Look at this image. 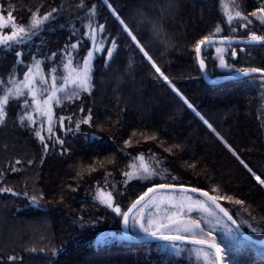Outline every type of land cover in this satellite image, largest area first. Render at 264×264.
I'll use <instances>...</instances> for the list:
<instances>
[{"label":"trees","instance_id":"trees-1","mask_svg":"<svg viewBox=\"0 0 264 264\" xmlns=\"http://www.w3.org/2000/svg\"><path fill=\"white\" fill-rule=\"evenodd\" d=\"M62 2L64 7L58 20L35 38L44 42L42 53H50L67 42L71 31L68 21L78 14L71 9L75 8L79 0H0V5L6 15L7 6L11 4L14 15L24 22L30 10L41 8L47 11ZM85 2L88 7L92 3L99 4L96 18L102 23L106 22L108 29L114 35L117 34L116 20L101 0ZM109 2L133 29L165 75L212 124L215 132L183 104L138 49L134 50L122 38L119 41L121 46L107 68L104 67L102 56L95 60L91 94H82L81 99L75 101V108H69L65 101L64 108L56 111L57 115L67 114L83 105L86 110L92 109L94 125L102 121L105 123L103 129L82 125L80 133L68 134L66 147L71 149L70 153L62 155L57 147L50 148L44 154L39 141L27 128L14 121L18 105L9 109L7 121L0 124V172H4L0 187L10 186L17 193H0V264H189L186 254L177 258L171 253H160L155 261L147 262L144 254L138 256L135 251L140 247L153 248L156 243H127L116 237L122 233L119 218L92 200L94 182L103 181L102 170L90 177L85 175L82 180L73 179L76 164L81 160L87 161L95 153L102 157H115V175L119 179V171L124 169L128 158L123 157L117 149L123 147L122 140L134 128L158 130L161 140L167 144H180L182 149L170 156L158 148L155 142L147 141L128 149L132 155L139 151L147 153L151 148L168 157L164 167L179 175L176 183L205 188L219 185L222 192L244 199L256 210L257 216L264 215V187L257 185L240 162L242 159L253 171L264 176V112L260 105L258 80L255 83H249L247 78L220 84L205 83L190 55L189 45L222 18L220 0ZM224 2L231 3V0ZM238 2L241 9L248 12L260 6L259 0ZM153 22L163 28L166 39L170 38L167 45L154 34ZM61 23L65 25L63 28L58 26ZM76 26H80L78 21ZM222 34H230L226 24ZM240 34L246 35L243 31ZM233 47L238 49V56L233 61L237 67L241 63L264 67V46L246 45L243 53L239 52L240 45L233 44ZM86 50V46L81 47V54ZM211 51L214 49L205 53L209 57L205 73L210 82H219L233 75L232 71L216 66L210 58ZM14 61V51L0 50V77L7 78ZM112 120H117L118 124L107 127ZM93 132L102 139H94L91 135ZM224 141L236 150L239 159ZM17 160L21 163L16 164ZM28 160H33V164L29 165ZM185 161H196L200 166L193 171L183 166ZM10 166L18 170L10 171ZM68 183L78 184L79 187L72 192L64 188ZM62 189L66 195L60 201ZM142 190L138 183L130 182L127 191L132 195L123 199V206ZM39 191L46 195L36 204L22 194L27 192L33 195ZM117 199L120 200V197ZM221 203L234 213L240 211L239 206L227 201ZM80 216L86 220L94 219L96 223L81 225ZM242 218L249 217L245 213ZM241 231L253 240H264V232L252 233L247 225ZM104 234L115 237L95 243L97 236ZM217 236L222 247H227L231 242L228 236ZM52 248L57 249L55 254ZM10 255L15 257L13 261L7 259ZM233 256L243 264H252L253 261L255 264H264V247L255 244L236 245ZM192 264H196L194 257Z\"/></svg>","mask_w":264,"mask_h":264},{"label":"snow or ice","instance_id":"snow-or-ice-1","mask_svg":"<svg viewBox=\"0 0 264 264\" xmlns=\"http://www.w3.org/2000/svg\"><path fill=\"white\" fill-rule=\"evenodd\" d=\"M101 3L115 18L117 34L114 35L108 29L106 22L102 23L96 18L99 4L92 3L91 7H88L85 0H79L75 8L71 9L78 14L68 21L71 31L67 42L50 53H42L44 42L35 38L52 22L58 20L64 7L63 2L59 6L50 7L47 11H42L41 8L30 10L29 17L24 22H20L14 15L11 4L7 6L6 15L3 6L0 5V50L14 51L15 56L7 78L0 77V124L7 121L9 109L13 105H18L14 121L29 130L39 141L44 154H47L50 148L57 147L62 155L70 153L71 149L66 147L68 134L80 133L82 125L103 129L105 123L102 121L94 125L92 109L86 110L83 105L77 111H68L67 114L57 115L56 111L58 108H64L65 101L68 102L69 108H75V101L80 100L82 94H91L94 88L95 60L102 56L104 67L107 68L121 46L119 41L125 38L134 50L138 49L142 57L147 59L151 68L171 87L183 104L215 132L212 124L165 75L109 0H101ZM259 4V7L248 12L241 9L238 0H231V3L220 0L222 18L206 34L189 45L190 55L199 73L207 71L209 57L205 53L214 49L210 58L217 67L247 78L249 83L258 80L259 87L264 89V67L245 66L243 63L237 67L233 62L238 56L237 47H233L234 42L240 45V53L245 51L246 45L264 46V0H259ZM77 21L79 27L76 26ZM225 24L230 31L229 35L222 34ZM58 26L63 28L65 25L61 23ZM153 29L154 34L167 45L170 38H165L163 28L153 22ZM241 31L246 35L240 34ZM84 46L87 50L81 54L80 49ZM117 124V120H112L107 127L111 128ZM216 134L219 136V133ZM91 135L94 139H102L95 132ZM220 139L223 140V137ZM147 141L155 142L158 148H162L163 152L170 156L182 149L180 144H167L161 140L158 130L134 128L131 134H127V138L122 140L123 147L117 149L123 157L128 158L124 169L119 171V179L115 175L117 171L115 157H102L98 153L93 154L87 161L81 160L76 164L77 170L73 179L82 180L85 175L90 177L102 170L103 181L96 180L93 185V202L113 213L125 227L131 222L133 229L138 228L146 236L166 242L173 256L180 258L186 254L189 264H192L193 257L196 264H243L233 256L236 245L264 244V241L253 240L241 229L247 225L252 233L264 232V215L257 216L256 210L244 199L222 192L219 185L214 184L210 188H205L176 183L179 175L164 167L168 157L152 151L151 148L147 153L139 151L135 155L127 151ZM224 143L239 159L236 150L226 141ZM240 162L257 185L264 187V176L253 171L242 159ZM15 163L20 164L21 161L17 160ZM27 163L31 165L33 160H28ZM183 166L194 171L200 165L196 161L192 163L185 161ZM9 170L15 172L18 169L10 166ZM3 177L4 172H0V179ZM169 179L172 182H168ZM132 181L138 183L143 190L123 206V199L132 195L127 191ZM145 184L147 187H144ZM78 187V184L71 183L64 186L72 192ZM0 193L17 195L10 186L0 187ZM22 194L33 204L43 200L46 195L43 191L33 195L27 192ZM65 195L62 189L59 200L63 201ZM117 197H120V200ZM221 201L239 206L240 211L234 213ZM245 213L249 218H242ZM78 219L81 225L96 223V220H86L83 216ZM218 232L231 238L227 247H222L218 241ZM56 252L57 249L52 248V253ZM7 259L13 261L15 257L10 255Z\"/></svg>","mask_w":264,"mask_h":264},{"label":"rangeland","instance_id":"rangeland-1","mask_svg":"<svg viewBox=\"0 0 264 264\" xmlns=\"http://www.w3.org/2000/svg\"><path fill=\"white\" fill-rule=\"evenodd\" d=\"M9 30V29H7ZM259 83V81H258ZM260 88V87H259ZM259 97H260V105L262 106V110L264 112V89H259ZM172 182V181H170ZM129 232H130V235H131V238L134 239L136 236H142V237H149V236H146L145 234H143L142 232L139 231L138 228L136 229H133L132 225H131V222H129ZM217 234H223V233H217ZM105 236L101 235V236H97V239L95 241V243H97L98 241L102 242V240L104 239H109L111 240L112 238H114L115 236H113L112 234H104ZM224 235V234H223ZM118 239H123V234L120 233L119 235L116 236ZM136 254L138 256H140V254H144L145 256V260L147 262H153L157 259V257L159 256L160 253H171L167 247V244L166 242H159V243H156L155 246L153 248H150V247H140L138 248L136 251Z\"/></svg>","mask_w":264,"mask_h":264},{"label":"water","instance_id":"water-1","mask_svg":"<svg viewBox=\"0 0 264 264\" xmlns=\"http://www.w3.org/2000/svg\"><path fill=\"white\" fill-rule=\"evenodd\" d=\"M233 44H237V43L234 42ZM200 74H201V77H202L203 81L205 83H210V84H220L222 82L238 81V80L244 79V77H241V76H238V75H231V76H228L226 78H223L219 82H210V80H209L208 76L206 75V73H200ZM121 225H122V232H123V237H124V241L125 242H128V243H136V244L163 242V241H160V240H156V239H154L152 237H150V238L132 239L130 237V233H129L128 226L125 227L123 224H121ZM255 245H259L261 247H264V244L257 243Z\"/></svg>","mask_w":264,"mask_h":264},{"label":"bare ground","instance_id":"bare-ground-1","mask_svg":"<svg viewBox=\"0 0 264 264\" xmlns=\"http://www.w3.org/2000/svg\"><path fill=\"white\" fill-rule=\"evenodd\" d=\"M207 97H205V99H206Z\"/></svg>","mask_w":264,"mask_h":264}]
</instances>
